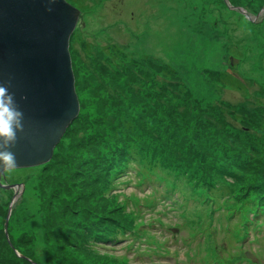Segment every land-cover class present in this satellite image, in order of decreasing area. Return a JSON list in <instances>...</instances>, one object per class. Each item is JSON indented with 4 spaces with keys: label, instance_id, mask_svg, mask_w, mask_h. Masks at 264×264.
Instances as JSON below:
<instances>
[{
    "label": "rangeland",
    "instance_id": "374dc122",
    "mask_svg": "<svg viewBox=\"0 0 264 264\" xmlns=\"http://www.w3.org/2000/svg\"><path fill=\"white\" fill-rule=\"evenodd\" d=\"M68 2L79 113L46 162L0 176V264H259L264 0Z\"/></svg>",
    "mask_w": 264,
    "mask_h": 264
},
{
    "label": "water",
    "instance_id": "95a60500",
    "mask_svg": "<svg viewBox=\"0 0 264 264\" xmlns=\"http://www.w3.org/2000/svg\"><path fill=\"white\" fill-rule=\"evenodd\" d=\"M76 19L68 0H0V84L24 113L16 167L46 162L79 113L69 44Z\"/></svg>",
    "mask_w": 264,
    "mask_h": 264
},
{
    "label": "clouds",
    "instance_id": "9594fccd",
    "mask_svg": "<svg viewBox=\"0 0 264 264\" xmlns=\"http://www.w3.org/2000/svg\"><path fill=\"white\" fill-rule=\"evenodd\" d=\"M23 120L24 113L19 109L14 93L0 84V175L11 173L16 167V155L11 149L16 145L17 133L24 131Z\"/></svg>",
    "mask_w": 264,
    "mask_h": 264
},
{
    "label": "bare ground",
    "instance_id": "6f19581e",
    "mask_svg": "<svg viewBox=\"0 0 264 264\" xmlns=\"http://www.w3.org/2000/svg\"><path fill=\"white\" fill-rule=\"evenodd\" d=\"M188 28V23H183L179 26V30H180V36L179 38L172 44V48L174 49V53L176 55H181V52L183 50H185L186 48H190L192 49L191 44H187L188 43V34L186 33ZM206 33L209 32L208 26H206L205 29ZM142 44L143 47H148V43L146 42V39L143 38V40H141L140 42ZM182 56V55H181ZM29 206H33V204H30Z\"/></svg>",
    "mask_w": 264,
    "mask_h": 264
},
{
    "label": "trees",
    "instance_id": "16d2710c",
    "mask_svg": "<svg viewBox=\"0 0 264 264\" xmlns=\"http://www.w3.org/2000/svg\"><path fill=\"white\" fill-rule=\"evenodd\" d=\"M228 76V75H227ZM230 76H232V74L231 75H229V77ZM69 120H67L66 121V123L64 124V128H66L68 125H67V123L69 124L71 121H69ZM130 148V147H129ZM129 148H128V150H129ZM181 150H183L182 148H180ZM122 151V150H121ZM124 152V151H123ZM188 152H190V151H188ZM122 155V154H121ZM124 159L121 161V163H122V165L124 166H129L130 167V164L128 163V162H130V160H133V158H134V152L133 151H131L129 154H127V156H125V157H123ZM174 158V157H173ZM177 160V159H176ZM177 162H180V161H178L177 160ZM120 172L117 174V177H119L120 175ZM144 174V173H143ZM148 174H145V175H143V176H141V177H144V179H145V177L147 176ZM200 181H201V183H202V185H206L208 182H206L205 181V178L204 179H200ZM129 201V200H128ZM260 207H263L262 209H264V206L263 205H261ZM254 222H255V224H257V221L256 220H254ZM123 231H125L124 229H123Z\"/></svg>",
    "mask_w": 264,
    "mask_h": 264
}]
</instances>
